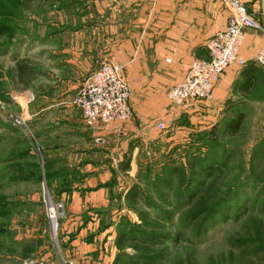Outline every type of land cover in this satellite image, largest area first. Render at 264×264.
<instances>
[{"label":"rangeland","instance_id":"obj_1","mask_svg":"<svg viewBox=\"0 0 264 264\" xmlns=\"http://www.w3.org/2000/svg\"><path fill=\"white\" fill-rule=\"evenodd\" d=\"M61 1L0 0V26L6 28L5 33L0 34V264H75L63 258L57 247L60 225L68 218V208H76L73 195L79 193L89 197L102 192L106 199L108 191L116 198L113 206L119 208L124 186H129L136 175L133 170H129L130 174L128 170H119L116 174L113 161L109 169L111 175H103L99 179L100 172H97L99 176H95L104 160L111 156L118 163L119 159L97 142L101 136H90L114 125L122 129L130 120L87 126L82 111L76 105L75 92L79 88L67 86L72 75L53 66L51 56H43L45 47L40 52L35 49L36 44L43 41L40 39L43 36L53 31L69 30L70 21L61 10ZM62 45H67V41L60 40ZM26 47H29L30 54L25 52ZM22 61L31 72L27 87L24 84L27 78H22L21 82L16 71V64ZM103 62L114 64L108 60ZM114 65L120 68L121 78L128 84L123 68ZM101 67L91 73L82 86ZM232 110L245 116L238 134L224 138L220 128L215 134L192 138L187 149L181 146L179 156L182 161L187 159L185 151L198 143L191 148L192 154L207 155L213 148L222 157H228L229 168L217 178L199 205L192 207L191 213L180 212L177 215L179 211L174 208L171 224L159 229L171 236L175 234L173 227L186 232L187 240L180 242L184 244L192 238L199 224L198 220L195 224L188 223L189 229H186V218L200 208L207 209L228 199L229 202H225L229 207L241 202L243 211L240 209L237 215L235 209L228 212L222 223L200 241L197 252L182 249L177 254L172 243L166 244L169 250L165 252L170 261L165 264H264V163L259 161L264 159V101H249L244 106L230 109V113ZM69 117L76 122L75 128L65 124L70 123ZM73 129L78 134H89L90 140L72 137L68 133ZM41 134L50 136L41 139ZM178 155H174L175 158ZM48 173L56 175H53V182L48 180ZM87 179H94L89 187L83 184ZM102 179L106 184H102ZM109 182L113 184L111 188L107 187ZM153 195L150 192V196ZM47 196L53 203L65 206V215L55 225L56 231L49 216ZM87 203L80 208L86 207L89 212L96 208L104 211L100 206L92 207ZM171 203L175 201L171 200ZM136 212L140 214L139 210ZM137 214L133 212L132 216L116 217L119 221L112 224L115 239L118 225L124 222L122 219L127 218L137 224L143 221ZM94 218L101 221L100 227H103L106 218L103 215ZM115 239L110 242L113 247L117 246ZM47 251L51 255L48 254L46 259Z\"/></svg>","mask_w":264,"mask_h":264},{"label":"crops","instance_id":"obj_2","mask_svg":"<svg viewBox=\"0 0 264 264\" xmlns=\"http://www.w3.org/2000/svg\"><path fill=\"white\" fill-rule=\"evenodd\" d=\"M242 1L260 26V29L246 32L239 49V58L246 65L231 66L210 101L188 105L171 103L168 94L184 80L195 61L209 59L208 42L225 31L231 15L224 0L61 1V10L70 21L69 30L43 36L35 49L40 52L45 47L43 56H51L53 66L72 75L68 87L80 89L83 81L108 60L123 68L124 78L132 90V117L122 129L114 125L91 136L85 132L78 134L75 129L68 134L88 140L101 136L100 141H96L119 159L118 163L111 156L104 160L95 173L98 177L97 172H100L99 179L111 175L109 169L113 161L116 174L125 166L128 171L136 172L132 183L124 186V193L121 192L119 208L113 206L116 198L108 191L106 199L102 192L89 197L79 193L73 195L76 208L69 206V219L61 223L58 233L57 247L63 258L75 264H114L120 251L110 244L115 239L112 224L119 221L116 217L132 216L126 196L138 183L142 165L173 158L192 138L216 130L223 121L238 114L234 110L230 113V109L249 101H264V69L256 62L257 55L264 49V0ZM60 40H66L67 45L60 46ZM26 48L25 52L30 54L29 47ZM68 119L70 123L65 124L75 128L76 122ZM160 125H164V130ZM46 135L50 136L41 134L40 138H47ZM92 180L87 179L83 184L89 187ZM106 181L102 179V184ZM112 186L110 182L107 185L108 188ZM87 202L104 211L96 208L89 212L86 207L80 208ZM100 215L106 218L103 227H100L101 221L94 218ZM48 254L47 251L44 255L46 259Z\"/></svg>","mask_w":264,"mask_h":264},{"label":"trees","instance_id":"obj_3","mask_svg":"<svg viewBox=\"0 0 264 264\" xmlns=\"http://www.w3.org/2000/svg\"><path fill=\"white\" fill-rule=\"evenodd\" d=\"M6 28L0 26V34H4ZM17 74L22 82V78H27L26 87L29 85L28 78L31 72L27 64L22 61L16 64ZM244 114H233L229 120L223 121L221 126L216 130L208 133H201L195 137L202 135H211L217 133L220 128L225 137H233L241 131L244 124ZM212 138V136H209ZM201 140V139H200ZM218 139H216V142ZM198 144V143H197ZM191 145V148L195 145ZM189 147V146H188ZM186 147V149L188 148ZM185 151L187 159H181L180 153L176 158L169 159L165 162L148 161L142 165L141 173L138 175V183L135 184L128 192L126 201L129 208L134 213L139 210L140 223H131L127 218L123 223L118 225V235L116 244L120 249L117 259L114 264H165L169 263L170 258L166 254L169 250L166 244L172 243L173 250L180 252L182 249L187 251L197 252L200 246V241L210 233L216 225L222 223L226 214L231 210H236V214L243 211L242 203L236 204L234 207H229L226 202L229 200H221L210 208H200L198 212L190 214L186 218V229H189L188 223L195 224L198 220L195 234L184 244L180 242L186 239V232L178 231L173 227L175 234L173 236L166 235V224H171L173 220V209L180 212L191 213L192 207L199 205L201 200L211 191L214 182L218 177L222 176L225 170L230 166L227 156L222 155L213 148H210L209 154L197 155ZM190 154V155H189ZM260 156V153H257ZM185 156V157H186ZM221 156L222 158H219ZM264 163V159L259 160ZM255 165V164H254ZM128 166L121 167L122 171H127ZM53 173H48V180L54 181ZM147 183V184H145ZM177 189L180 191L177 192ZM153 192V196H150ZM170 198V196H172ZM171 200L175 203H171ZM226 201V202H225ZM254 205V203H252ZM251 205V206H252ZM241 209V211H240ZM238 211V212H237ZM172 212V213H171ZM218 216H220L218 218ZM146 217V218H144ZM227 220V218H226ZM159 223L164 226H160ZM194 238V239H193ZM167 242V243H166ZM128 250H132L129 252Z\"/></svg>","mask_w":264,"mask_h":264},{"label":"built area","instance_id":"obj_4","mask_svg":"<svg viewBox=\"0 0 264 264\" xmlns=\"http://www.w3.org/2000/svg\"><path fill=\"white\" fill-rule=\"evenodd\" d=\"M224 2L231 12L228 25L225 31L219 32L208 42L209 59L195 61L184 80L172 88L169 98L175 104L188 105L189 102L211 100L225 72L235 64L246 65L239 58V49L245 41L246 32L260 29V26L249 15L242 0ZM256 62L264 67V49L257 55ZM101 66V70L86 81L76 96V105L89 127H95L98 122H128L133 113L132 90L121 78L120 68L109 62H103ZM163 126L160 125L161 130H164ZM46 199L53 229L56 231L55 225L65 215V206L53 203L49 196Z\"/></svg>","mask_w":264,"mask_h":264}]
</instances>
